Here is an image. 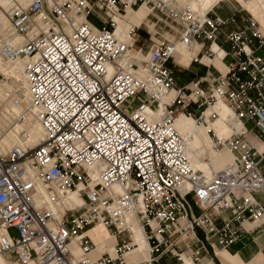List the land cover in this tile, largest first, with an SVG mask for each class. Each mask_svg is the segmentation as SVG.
I'll return each instance as SVG.
<instances>
[{
  "label": "built area",
  "instance_id": "built-area-1",
  "mask_svg": "<svg viewBox=\"0 0 264 264\" xmlns=\"http://www.w3.org/2000/svg\"><path fill=\"white\" fill-rule=\"evenodd\" d=\"M27 1L11 0L8 24L0 23V55L24 62L28 94L26 103L20 90L4 102L0 137L31 118L44 138L27 145L25 127L22 145L0 151V264H126L136 223L150 249L143 264H159L165 254L184 262L177 243L200 228L204 239L191 255L198 261L208 245L227 248L247 223L264 220L256 198L264 193V148L247 137L249 122L264 136V57L256 54L264 34L254 16L157 1L151 12L158 8L179 38L156 41L140 61L131 53L139 27L120 37L115 19L147 1ZM95 13L105 17L102 27L89 21ZM239 20L218 44L222 29ZM178 44L202 45L201 58H215L217 44L225 72L179 86L169 66ZM181 114L208 129L212 150L227 149L233 161L211 174L196 169L175 126ZM219 120L226 137L216 132ZM74 192L79 206L70 205ZM98 225L115 244L97 258L89 232Z\"/></svg>",
  "mask_w": 264,
  "mask_h": 264
},
{
  "label": "crops",
  "instance_id": "crops-1",
  "mask_svg": "<svg viewBox=\"0 0 264 264\" xmlns=\"http://www.w3.org/2000/svg\"><path fill=\"white\" fill-rule=\"evenodd\" d=\"M180 1L181 4H187L190 7H193V5H196L197 7V5L200 4L201 9L203 10L212 8V12L220 14L224 17L232 15L240 17L242 15L251 14L257 18L261 26V31L264 34V0H236V3L228 0H219L206 5L201 4L202 1L200 0ZM205 7L207 8L205 9ZM148 14L149 7L146 4H143L135 10L130 9L128 14L125 15L123 19L119 17L117 18L121 23V31L128 26L130 28L132 25L139 26L147 19ZM104 20L105 17L98 13L91 15L89 18V21L96 27H102ZM241 25L242 22L239 20V22L235 25L225 26L218 37L217 43L224 45L228 33L238 30ZM116 26L118 27V23ZM121 31L118 34L119 36H122ZM208 46L209 43L206 44V47ZM216 48V46L213 47L214 50H216ZM256 54L264 57V45L260 48H256ZM201 55L202 45L199 44L192 49L183 46L178 48V51L175 54L176 58L169 63V66L174 70L175 68L179 69L180 76L176 75L179 86L189 83L197 77H207L210 82H214L220 73L225 72V62L222 61L224 54L222 52H219V57L213 61H210L206 57L201 58ZM222 108H224L223 105ZM190 125H194L193 120L188 119L185 116L180 117L176 123L178 130L187 134L192 144L197 143V138L204 141L203 150H201L203 152L201 156H198L200 159L210 158V155L212 153L214 154L213 158L217 160L213 163L206 162L208 163V168L213 170V173L215 171H220L233 161V156H231L232 154H216V152L212 150V142L208 134L201 129L199 130L197 127L196 131H190ZM254 127L258 131L254 129ZM254 127H248L250 131L247 137L259 150H262L264 148V136L255 124ZM215 129L220 137H226L229 135L228 129L221 120L217 122ZM198 149H195L194 151L190 150L189 155L194 156L198 154L196 153L198 152ZM226 151L229 152L228 150ZM256 198L264 204V193H257ZM194 210L196 213L200 212V210L196 207ZM224 215L230 217L229 212ZM218 224L221 225L222 221H218ZM245 227L247 228V231L241 234L231 246L222 248L216 244L213 249V247L208 245L207 251L202 253V256L198 261H195L191 259V255L197 246L198 240L204 239L203 230L197 228L195 235L187 236L182 240H179L177 243V248L183 253L184 262H179L171 254H165L162 256L159 264H264V220L256 225L247 223ZM89 234L98 245V249L96 253H94L95 257L98 258L106 252L111 253L115 242L114 239L110 237L107 229L103 227H95L89 232ZM135 242L136 245H138V248H135L130 254H128L126 257V264H143L149 257L148 244L143 237V230L142 234L139 236L135 233ZM75 253L79 255L80 252L76 249Z\"/></svg>",
  "mask_w": 264,
  "mask_h": 264
},
{
  "label": "rangeland",
  "instance_id": "rangeland-1",
  "mask_svg": "<svg viewBox=\"0 0 264 264\" xmlns=\"http://www.w3.org/2000/svg\"><path fill=\"white\" fill-rule=\"evenodd\" d=\"M3 1H4V3H2L0 1V23L3 25H7L8 19L6 17V11L9 10L11 3H10V0H3ZM145 1L148 2L147 5L149 7V14L147 16V19L144 22H142L139 26L131 24L134 27L135 26L139 27L138 30L136 29V34H137L135 36L136 41L134 42V45L132 47V52H131L134 56H136L139 59H144V56L146 59L148 51L150 50L151 46L156 41L163 39L164 37L171 39V40H176V41H178V38H179L178 37V31H177L178 27L175 24L171 23L170 20H167L166 17L162 15L161 11H158V8H156L154 11L151 12V8L154 6V3H156L157 1H160V0H145ZM163 1H166V0H163ZM200 1H202L201 4L206 5V4H210L214 1H219V0H200ZM200 1H198V2H200ZM228 1H232L233 3H236V0H228ZM166 2H170L171 4L176 5L178 7H188L187 4H184V5L181 4L180 0H168ZM142 5H143V3H142ZM142 5L140 4L138 7L131 9V10L138 9ZM192 8L201 9V6H200V4L197 5V7H196V5H193ZM206 8L207 7H205V9ZM129 10L130 9H128L126 13H123V15L119 18L123 19L124 16L128 14ZM207 10H209V9H206L204 11H207ZM129 29H130L129 26L125 27L121 31L122 36H120V37H124L123 35H125L129 31ZM175 74L177 76H180L179 69L175 68ZM20 83L25 84L23 88L18 87V85ZM25 88H26V82L24 79L23 65H14L13 66L12 63H10V62L7 63L5 60L0 58V112H2V110L4 109V106H5L4 102L7 99L14 97L13 95L19 90L22 91L23 94H25V95L22 94V96L23 97L25 96V103H26L28 101V94H27V90ZM32 124H30L29 126H32ZM193 124L195 126L194 122H193ZM38 127H39V130L41 133L40 134L41 137L39 139L42 140L44 137L43 130H42L40 124ZM248 127L253 128L254 124L248 123ZM17 128H20L22 130L23 128H25V126L20 125V124L17 125L15 130L12 133L7 132L8 129H6L4 134L0 137V145H1V143H4V142H6L8 144V145L4 146V148H7V147L11 148L12 146L16 145L18 142L17 141L18 133H20L18 131L20 129H17ZM198 128H199V130L201 129L205 133H207L208 129H206L202 126L198 127ZM215 128H216V126H215ZM254 129H256V128L254 127ZM180 133L188 140L189 150L194 151L195 149L197 150L199 148L198 152H196L198 154H196L194 156H190L191 160H192L193 164L196 166V168L198 170L205 172L206 174L209 173V171H207V169H210L211 173H213V170L211 168H208V163H211V162L213 163L215 160H217V159L213 158L214 154L212 153L210 155V158L200 159L198 157V156H201V154L203 152L201 150H203L204 141H201L200 139L197 138V141H196L197 143L192 144L190 142L187 134L183 133L182 131H180ZM39 139L38 140L34 139L33 141H29V144L31 146L36 145L40 141ZM9 148H7V150ZM226 150H223V151L221 150L220 152H216V154L222 155V154L227 153V154L231 155V153L227 152ZM3 153H5V152H3ZM188 153H189V151H188ZM206 162H208V163H206ZM70 197H73V196L71 195ZM78 204H80V202H78ZM143 237H144V235H143ZM148 249H149V247H148ZM148 255H149V250H148Z\"/></svg>",
  "mask_w": 264,
  "mask_h": 264
},
{
  "label": "bare ground",
  "instance_id": "bare-ground-1",
  "mask_svg": "<svg viewBox=\"0 0 264 264\" xmlns=\"http://www.w3.org/2000/svg\"><path fill=\"white\" fill-rule=\"evenodd\" d=\"M2 3H4V1L3 0H0ZM10 3H11V0H10ZM22 3H24V5H27L28 4V1L27 0H22ZM147 5V4H146ZM188 7H190V6H188ZM192 8V7H191ZM193 9H195V10H198L199 12H201V13H206L207 11H209V10H211V9H209V10H207V11H204L203 9H197V8H193ZM118 17H116V19H115V22H116V24L118 23V27L116 26V35L117 36H119L118 34H119V32L121 31V23L119 22V20L117 19ZM23 42V39L21 38V37H18L17 38V40H16V42L15 43H22ZM181 46H183V45H181V44H178V46H177V51H178V48L179 47H181ZM214 46H216L217 48H216V50H214L213 48V51L216 53V56H215V58H209V57H207V56H205L207 59H209L210 61H213V60H215L217 57H219V52H222V50L218 47V45L217 44H214L213 45V47ZM183 47H185V46H183ZM187 48V47H186ZM190 49V48H189ZM177 53V52H176ZM223 53V52H222ZM224 54V53H223ZM0 58H2L1 57V55H0ZM3 59V58H2ZM4 60V59H3ZM145 60V56H144V59H140V61H144ZM8 63V62H7ZM12 65L14 66V65H23L24 66V62H22V61H16V62H14V63H12ZM24 85L25 84H19L18 85V87H24ZM173 94H174V92H172L171 93V95L170 96H168L167 98H164L163 99V103H166V102H168L169 101V99L173 96ZM223 112H222V115L223 116H225L226 114H227V112H228V110H227V108L223 105ZM182 116H185L184 114H181V115H179L178 117H177V119H176V122H175V126H176V123H177V120L180 118V117H182ZM186 118H188V119H191V118H189V117H187V116H185ZM191 120H193V119H191ZM193 122H194V120H193ZM33 123V124H32ZM195 123V122H194ZM30 124H32V126H29ZM17 126V125H16ZM25 127H26V130L29 132V137H28V140H27V145H29V146H31L30 144H29V141H33L34 139L35 140H38L40 137H41V133H40V130H39V123H37L36 121H33V119H31V118H29V120L27 121V124L26 125H24ZM196 126V125H195ZM194 125L192 126V125H190L189 126V130L190 131H196V129L198 128L197 126V128L195 127ZM178 126H176V128H177ZM16 128V127H15ZM22 128V127H21ZM42 128V127H41ZM17 129H20V128H17ZM24 129V128H23ZM22 129V130H23ZM178 129V128H177ZM15 129H13V128H8V131L7 132H9V133H12L13 131H14ZM21 130V129H20ZM20 130H18L19 132H21ZM43 130V129H42ZM179 131V130H178ZM180 132V131H179ZM17 134V133H16ZM6 135V134H5ZM43 135H44V131H43ZM209 136V135H208ZM184 137V136H183ZM210 137V136H209ZM44 138V137H43ZM185 138V137H184ZM210 139H211V137H210ZM40 140V139H39ZM17 144L16 145H22L23 144V139L21 138V137H19L18 136V138H17ZM42 140H40L36 145H38L40 142H41ZM5 143V144H4ZM4 143H1V145H0V151L3 153V152H6L7 151V148H9V147H7V148H4V146H6V145H8L6 142H4ZM36 145H33V146H31V147H34V146H36ZM224 150V149H223ZM189 153H190V150H189ZM192 155V154H191ZM193 163V162H192ZM194 165V164H193ZM194 167L196 168V166L194 165ZM197 169V168H196ZM207 171H209V173L208 174H211V170L210 169H207ZM217 172V171H216ZM73 196V197H70V196ZM69 199H70V205H72V206H79V205H81L82 204V199L79 197V195L77 194V193H70L69 194ZM80 202V204H78V202ZM97 227H103V228H105L104 226H102V225H98ZM106 229V228H105ZM134 230H135V233L139 236V235H141L142 234V227L139 225V224H135V226H134ZM143 235H144V239H145V241L147 242V240H146V236H145V233H144V231H143ZM147 244H148V242H147ZM148 247H149V245H148ZM136 248H138V246H136ZM149 251H150V249H149ZM4 260V257H1L0 256V262H2Z\"/></svg>",
  "mask_w": 264,
  "mask_h": 264
}]
</instances>
